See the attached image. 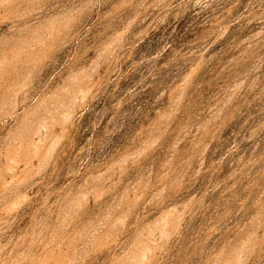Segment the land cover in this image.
<instances>
[{
  "label": "rangeland",
  "instance_id": "374dc122",
  "mask_svg": "<svg viewBox=\"0 0 264 264\" xmlns=\"http://www.w3.org/2000/svg\"><path fill=\"white\" fill-rule=\"evenodd\" d=\"M0 264H264V0H0Z\"/></svg>",
  "mask_w": 264,
  "mask_h": 264
}]
</instances>
